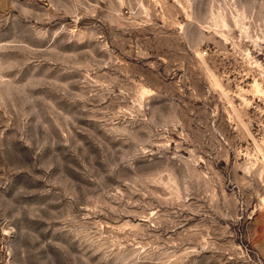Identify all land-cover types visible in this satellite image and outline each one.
I'll list each match as a JSON object with an SVG mask.
<instances>
[{"label": "rangeland", "instance_id": "374dc122", "mask_svg": "<svg viewBox=\"0 0 264 264\" xmlns=\"http://www.w3.org/2000/svg\"><path fill=\"white\" fill-rule=\"evenodd\" d=\"M0 264H264V0H0Z\"/></svg>", "mask_w": 264, "mask_h": 264}]
</instances>
